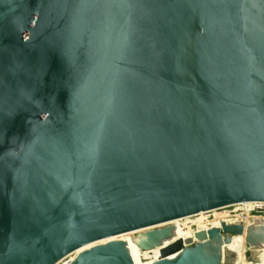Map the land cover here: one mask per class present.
<instances>
[{
    "label": "water",
    "instance_id": "1",
    "mask_svg": "<svg viewBox=\"0 0 264 264\" xmlns=\"http://www.w3.org/2000/svg\"><path fill=\"white\" fill-rule=\"evenodd\" d=\"M264 203V0H0V264ZM154 228V229H153ZM264 219L142 264H248ZM248 256V255H247ZM70 264H134L122 241Z\"/></svg>",
    "mask_w": 264,
    "mask_h": 264
},
{
    "label": "rangeland",
    "instance_id": "2",
    "mask_svg": "<svg viewBox=\"0 0 264 264\" xmlns=\"http://www.w3.org/2000/svg\"><path fill=\"white\" fill-rule=\"evenodd\" d=\"M262 206H264L263 203L242 204V205L231 206L228 208H223V209L215 210V211L208 212V213H203V214L197 215V217L193 216V217L185 218V219H182V220H179L176 222L169 223V225L180 224V225L187 226L189 228V233H190L189 241L195 242L196 241L195 234L197 232L209 230L213 227H220L222 223H227L229 225H245V227H247L248 225H251L255 219V214H254L255 211L262 209ZM256 216L264 217V213H258ZM165 226L166 225H163V226H159L157 228H162ZM129 235H133V234H129ZM122 237H127V235L122 236ZM235 237L245 238L244 235H242V236L236 235ZM107 241H109V240H107ZM101 243H106V241H101V242L95 243V244L90 245L86 248H83L82 250L74 252L73 254L64 258L58 264H70L71 262H73L76 259V257L81 252H83L89 248H92L96 245H99ZM184 246H186V245H184ZM245 249H246V253L248 255L247 256L248 260L250 263H252L254 260L249 259L251 256L248 253L251 250V248L247 245V243H245ZM175 250L176 249L171 250L170 252L175 251ZM166 252L170 253L169 251H166ZM255 252H256L255 258L258 259L257 263H264V248L257 249V250H255Z\"/></svg>",
    "mask_w": 264,
    "mask_h": 264
},
{
    "label": "bare ground",
    "instance_id": "3",
    "mask_svg": "<svg viewBox=\"0 0 264 264\" xmlns=\"http://www.w3.org/2000/svg\"><path fill=\"white\" fill-rule=\"evenodd\" d=\"M256 203H259V202L245 203V204H256ZM238 205H242V204H238ZM234 206H236V205H234ZM203 213H208V212H202L200 214H203ZM191 217H193V216H191ZM187 218H189V217H187ZM255 219H264V217L255 216ZM180 220H182V219H180ZM176 221H179V220H176ZM176 221H172V222H176ZM172 222H170V223H172ZM164 225H166L165 227L175 226L176 227V236H175V238L172 241L167 242L163 247L158 248L156 250L142 252V251H140L138 249V247L135 244H133L132 238L135 237L136 235L140 234V233H144L146 230L137 231V233L136 232H132V233H128V234H123V235L111 237V238H108V239H105V240H102V241H106V243H109V242H112V241H122V242H124L128 246V250L130 252V256H131L134 264L152 263V262H155L157 260L162 259L164 255L177 252V248L186 245L187 241H189V239H190L189 228L187 226L180 225V224H171V225H169V223H168V225L167 224H164ZM129 234H133V235H129ZM126 235H127V237H122V236H126ZM107 240H109V241H107ZM234 240H238L240 245L242 246V248L244 250V253L246 255L245 261L248 264H264V263H257L256 261H253L252 263L249 262L248 257H247V253H246V249H245V243H246L245 238H243V237H234ZM106 243H101V244H106ZM93 244H95V243H93ZM93 244H90V245H93ZM101 244H99V245H101ZM90 245H87V246H85L83 248H86V247H88ZM96 246H94V247H96ZM83 248H81L79 250H82ZM89 249H91V248H89ZM174 249H176V250L170 252L171 250H174ZM79 250H77V251H79ZM166 251H169L170 253H167Z\"/></svg>",
    "mask_w": 264,
    "mask_h": 264
},
{
    "label": "built area",
    "instance_id": "4",
    "mask_svg": "<svg viewBox=\"0 0 264 264\" xmlns=\"http://www.w3.org/2000/svg\"><path fill=\"white\" fill-rule=\"evenodd\" d=\"M263 211H264V206H262V209L255 211L254 214L257 215L258 213H264ZM196 217H197V215H196Z\"/></svg>",
    "mask_w": 264,
    "mask_h": 264
},
{
    "label": "flooded vegetation",
    "instance_id": "5",
    "mask_svg": "<svg viewBox=\"0 0 264 264\" xmlns=\"http://www.w3.org/2000/svg\"><path fill=\"white\" fill-rule=\"evenodd\" d=\"M256 216V215H255Z\"/></svg>",
    "mask_w": 264,
    "mask_h": 264
}]
</instances>
